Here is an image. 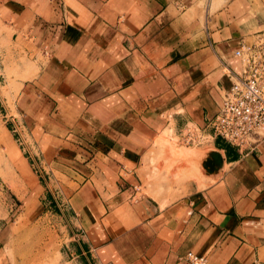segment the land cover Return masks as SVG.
<instances>
[{"label": "crops", "instance_id": "crops-1", "mask_svg": "<svg viewBox=\"0 0 264 264\" xmlns=\"http://www.w3.org/2000/svg\"><path fill=\"white\" fill-rule=\"evenodd\" d=\"M2 5L16 29L11 39L33 40L49 57L22 83L28 102L22 128L39 126L47 142L35 153L68 164L77 183L84 180L73 200L91 258L98 264H191L181 257L192 252L207 264H264L261 137L246 150L215 141V147L228 145L219 151L223 172L203 188L193 185L166 203L142 192L161 132L169 131L170 140L187 124L210 132L234 75L242 72L235 52L264 32V0ZM126 219L134 220L133 228L125 230Z\"/></svg>", "mask_w": 264, "mask_h": 264}, {"label": "rangeland", "instance_id": "rangeland-1", "mask_svg": "<svg viewBox=\"0 0 264 264\" xmlns=\"http://www.w3.org/2000/svg\"><path fill=\"white\" fill-rule=\"evenodd\" d=\"M12 19L6 6H0V264H98L89 253V234L73 200L84 180L77 183L68 164L59 162L61 166L54 157L35 153L37 145L47 142L41 141L39 126L29 131L22 128L23 113L28 111V102L24 104L21 96L22 83L34 79L40 62L45 64L49 57L41 54L33 40L28 43L22 35L11 39L16 31ZM257 35L247 41L252 43ZM169 134L165 131L156 137L152 171L142 188L145 195L161 197L163 203L187 195L193 185L203 188L218 180L224 166L217 175L204 164L211 153L226 149L213 143L187 147L170 140ZM130 205L132 209L134 204ZM133 221L126 222L125 230L134 227Z\"/></svg>", "mask_w": 264, "mask_h": 264}, {"label": "built area", "instance_id": "built-area-1", "mask_svg": "<svg viewBox=\"0 0 264 264\" xmlns=\"http://www.w3.org/2000/svg\"><path fill=\"white\" fill-rule=\"evenodd\" d=\"M235 56L242 61V72L223 96L218 114L209 124L210 132L195 124H187L177 142L187 147L210 145L223 140L246 150L255 137L264 140V33L252 43H242ZM191 264H207L205 256L192 252L181 257Z\"/></svg>", "mask_w": 264, "mask_h": 264}, {"label": "water", "instance_id": "water-1", "mask_svg": "<svg viewBox=\"0 0 264 264\" xmlns=\"http://www.w3.org/2000/svg\"><path fill=\"white\" fill-rule=\"evenodd\" d=\"M209 156H210V158L208 159L206 164H204V167L206 169L209 167H212L211 174H217V173L219 174V172L222 170L223 164H224V160L222 158V155L220 153L213 152ZM209 164H210V166H209Z\"/></svg>", "mask_w": 264, "mask_h": 264}, {"label": "trees", "instance_id": "trees-1", "mask_svg": "<svg viewBox=\"0 0 264 264\" xmlns=\"http://www.w3.org/2000/svg\"><path fill=\"white\" fill-rule=\"evenodd\" d=\"M218 143H219V146H220V147H224V146L226 145V144H223V143H221V142H218ZM220 143H221V144H220ZM226 147H227V145H226ZM226 147H225V148H226Z\"/></svg>", "mask_w": 264, "mask_h": 264}]
</instances>
